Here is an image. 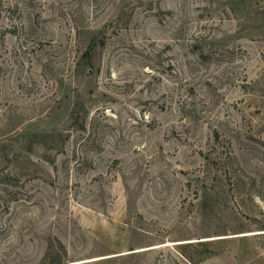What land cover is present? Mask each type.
<instances>
[{"label": "rangeland", "instance_id": "obj_1", "mask_svg": "<svg viewBox=\"0 0 264 264\" xmlns=\"http://www.w3.org/2000/svg\"><path fill=\"white\" fill-rule=\"evenodd\" d=\"M0 264H264V0H0Z\"/></svg>", "mask_w": 264, "mask_h": 264}]
</instances>
